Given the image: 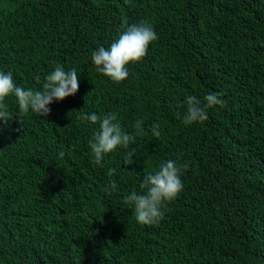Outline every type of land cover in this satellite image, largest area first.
<instances>
[{
    "label": "trees",
    "instance_id": "trees-1",
    "mask_svg": "<svg viewBox=\"0 0 264 264\" xmlns=\"http://www.w3.org/2000/svg\"><path fill=\"white\" fill-rule=\"evenodd\" d=\"M144 22L158 39L127 79L98 73L92 52ZM58 64L74 96L0 121V264H264V0H0V71L39 90ZM209 93L224 106L185 125L186 98ZM90 112L133 135L143 120L132 164L119 147L92 162ZM167 160L188 162L183 190L141 225L124 197Z\"/></svg>",
    "mask_w": 264,
    "mask_h": 264
},
{
    "label": "clouds",
    "instance_id": "clouds-1",
    "mask_svg": "<svg viewBox=\"0 0 264 264\" xmlns=\"http://www.w3.org/2000/svg\"><path fill=\"white\" fill-rule=\"evenodd\" d=\"M123 31L118 39L106 49L101 46L91 54V59L96 66V71L108 77L114 83H121L127 79L128 65L143 60L147 55L149 45L158 39L151 24L123 25ZM39 80V77H37ZM79 90L78 73L75 68L65 70L62 65H56L49 73L42 88L39 90L25 89L17 86L11 72L0 71V121L9 126L13 120L28 114L29 111L41 117H47L51 113L49 107L54 101H63L69 96H74ZM14 97L18 105V112L13 117L6 98ZM203 103L194 96H188L185 100L186 113L183 116L185 125L203 123L208 120V109L216 106L223 107L224 100L219 98L218 93H209L204 97ZM86 121L95 125L99 123V130L89 140V147L93 157L92 162L103 167L102 161L106 154L114 152L118 147L125 150L124 164H132L137 149L130 145L135 144V136L144 134L143 120L135 123V134L126 131L118 114L108 112L98 115L90 112L83 117ZM159 124H153L152 134L159 138ZM2 131V129H0ZM65 153L59 152V158ZM188 168V162L178 163L176 160H167L160 164L158 170L147 172L140 184L141 191L135 189L124 197V202L132 206L134 217L141 225H157L162 220L167 205L176 199L183 190L182 174ZM116 170L109 169L108 176L112 177ZM112 191H119L115 179L110 181Z\"/></svg>",
    "mask_w": 264,
    "mask_h": 264
}]
</instances>
